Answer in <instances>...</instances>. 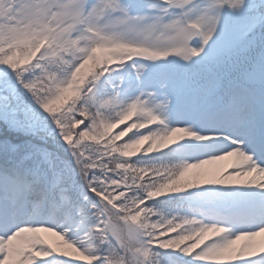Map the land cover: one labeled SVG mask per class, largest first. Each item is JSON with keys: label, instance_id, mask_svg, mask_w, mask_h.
<instances>
[{"label": "snow or ice", "instance_id": "snow-or-ice-1", "mask_svg": "<svg viewBox=\"0 0 264 264\" xmlns=\"http://www.w3.org/2000/svg\"><path fill=\"white\" fill-rule=\"evenodd\" d=\"M0 264H264V0H0Z\"/></svg>", "mask_w": 264, "mask_h": 264}]
</instances>
